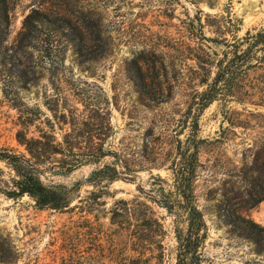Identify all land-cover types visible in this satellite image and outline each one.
I'll return each instance as SVG.
<instances>
[{
    "label": "rangeland",
    "instance_id": "rangeland-1",
    "mask_svg": "<svg viewBox=\"0 0 264 264\" xmlns=\"http://www.w3.org/2000/svg\"><path fill=\"white\" fill-rule=\"evenodd\" d=\"M8 2L10 34L0 51V147L21 151L12 107L20 97L30 105L39 103L50 116L47 105L54 104L56 95L79 106L74 93L92 96L98 104L107 95L115 126L112 140L134 138L139 145L146 138L155 140L188 110L196 89L207 87L199 81L211 71V83L222 71L219 59L226 66L235 53L250 48L248 32L264 31V0ZM29 15L39 20L33 19L27 30L30 46L21 48L17 38ZM189 17L198 29L202 23L207 38L202 47L216 59L213 66L205 55L203 66L188 58L189 36L196 31ZM259 49V62H245L244 55L235 59L241 66L220 83L218 96L200 118L199 135L205 141L196 191L208 227L202 264H264V237L242 236L235 225H244L240 216L264 227V45ZM8 69L28 73L27 89L18 91ZM142 76L156 98L141 100ZM151 126L154 132L147 136ZM170 165L141 171L134 182L115 180L103 192L91 183L96 164L44 172L45 183L74 188V207L62 211L39 208L28 195L9 198L0 192V264H136L140 257L156 264L159 251L139 246L129 227L112 220V209L119 199L140 195L138 186L155 189L152 174L170 180ZM11 175L0 161L1 187H7ZM92 192L100 195L98 201ZM151 205L166 230L159 237L165 249L160 264H175L173 217Z\"/></svg>",
    "mask_w": 264,
    "mask_h": 264
},
{
    "label": "trees",
    "instance_id": "trees-1",
    "mask_svg": "<svg viewBox=\"0 0 264 264\" xmlns=\"http://www.w3.org/2000/svg\"><path fill=\"white\" fill-rule=\"evenodd\" d=\"M33 19L39 20L37 16L29 15L25 20L24 31L17 38L21 48L31 44V34L27 30L31 28ZM189 19L196 31H192L189 36L188 58L203 66L201 60L205 55L212 60L209 64L213 66L216 59L202 47L207 40L202 23L199 22L201 28L198 29L195 20L191 17ZM10 26L9 2L0 0V51L6 47ZM246 39L250 40V48L244 54L235 53V58L224 67V60L219 59L217 66L222 71L217 72L213 81L209 82L211 71L199 81L207 87L202 91L196 89V95L190 102L188 110L181 114L176 124L164 128L155 140L146 138L142 145L137 144L134 138L130 141L112 140L115 131L112 122L113 110L109 107L110 100L106 93L105 102L102 104H98L92 96L83 98L74 93L81 106L67 105L61 102L59 95H56L54 104L47 105L51 112L50 116L39 103L30 105L20 97L19 103H13L12 107L18 114L19 129L16 132V139L24 150L0 147V161L6 163L13 171L7 187L0 186V192L9 198L28 195L39 208L62 211L74 207L71 206L74 188L45 183L41 177L44 172L53 169L72 172L83 165L96 164L91 183L101 188L103 192L109 183L115 180L134 182V177L139 172L148 170L152 173L153 169H160L167 162H171L168 167L171 171L170 180L160 174H152L153 185L156 188L146 191L144 187L138 186L140 195L131 200L116 201L112 209V220L125 228L129 227L139 246L149 244L156 248L159 252L154 257L157 260L156 264H160L165 257V249L159 237H162L166 230L162 218L155 215L151 203L160 205L173 217L177 241L175 264H202L204 258L202 249L207 239L208 227L204 213L199 207L196 191L200 170L203 168L201 148L205 141L199 135L200 118L218 96L220 83L229 81L231 74L241 66L239 62H234L236 58L244 55L245 62L248 58L251 60L257 58L259 62L258 51L262 50L259 46L264 45V31L248 32ZM7 72H10L8 76L10 75L11 79L13 77L16 82L18 91L27 89L29 75L25 70L20 69L15 74L10 69ZM139 85L141 89L138 94L141 100L147 96L156 98L157 93L147 89L148 85L143 76ZM154 126L150 127L147 136H152ZM184 134L185 137L182 138ZM168 136L169 139H166ZM92 197V200L98 201L100 195L92 192ZM263 199L264 196L260 201ZM237 219L238 222L244 223L240 225L234 220L242 236L264 237V227L259 223L240 216ZM136 264L149 263L147 259L140 257Z\"/></svg>",
    "mask_w": 264,
    "mask_h": 264
}]
</instances>
